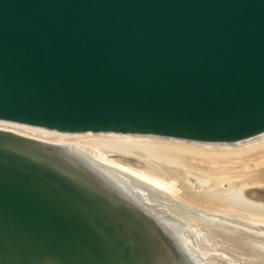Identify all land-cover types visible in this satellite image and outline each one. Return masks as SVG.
I'll use <instances>...</instances> for the list:
<instances>
[{"label": "water", "instance_id": "95a60500", "mask_svg": "<svg viewBox=\"0 0 264 264\" xmlns=\"http://www.w3.org/2000/svg\"><path fill=\"white\" fill-rule=\"evenodd\" d=\"M0 120L207 142L260 135L264 0H0ZM13 136L0 129V264H141L91 197L1 139Z\"/></svg>", "mask_w": 264, "mask_h": 264}, {"label": "bare ground", "instance_id": "6f19581e", "mask_svg": "<svg viewBox=\"0 0 264 264\" xmlns=\"http://www.w3.org/2000/svg\"><path fill=\"white\" fill-rule=\"evenodd\" d=\"M0 129L14 134L5 145L91 197L141 264H264V133L207 142L3 120Z\"/></svg>", "mask_w": 264, "mask_h": 264}, {"label": "rangeland", "instance_id": "374dc122", "mask_svg": "<svg viewBox=\"0 0 264 264\" xmlns=\"http://www.w3.org/2000/svg\"><path fill=\"white\" fill-rule=\"evenodd\" d=\"M261 174H263V176H264V171H262Z\"/></svg>", "mask_w": 264, "mask_h": 264}]
</instances>
